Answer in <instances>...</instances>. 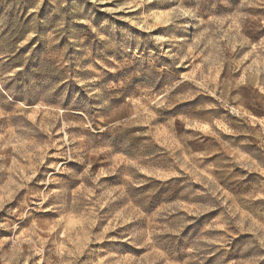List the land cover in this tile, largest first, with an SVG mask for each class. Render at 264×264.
<instances>
[{
	"label": "rangeland",
	"instance_id": "obj_1",
	"mask_svg": "<svg viewBox=\"0 0 264 264\" xmlns=\"http://www.w3.org/2000/svg\"><path fill=\"white\" fill-rule=\"evenodd\" d=\"M0 264H264V0H0Z\"/></svg>",
	"mask_w": 264,
	"mask_h": 264
}]
</instances>
